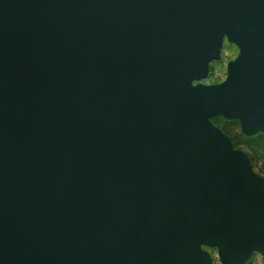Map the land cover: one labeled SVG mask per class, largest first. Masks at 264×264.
Instances as JSON below:
<instances>
[{
    "label": "water",
    "instance_id": "95a60500",
    "mask_svg": "<svg viewBox=\"0 0 264 264\" xmlns=\"http://www.w3.org/2000/svg\"><path fill=\"white\" fill-rule=\"evenodd\" d=\"M216 117L264 134V0H0V264L264 256V176Z\"/></svg>",
    "mask_w": 264,
    "mask_h": 264
},
{
    "label": "trees",
    "instance_id": "16d2710c",
    "mask_svg": "<svg viewBox=\"0 0 264 264\" xmlns=\"http://www.w3.org/2000/svg\"><path fill=\"white\" fill-rule=\"evenodd\" d=\"M212 71V70H211ZM213 72H211L208 82L213 81ZM213 122L219 126L231 139L235 148L243 150L249 157L253 170L264 176V145L259 144V140L264 141V134H259L253 137H246L242 134L240 123L236 120L227 121L222 117L213 118Z\"/></svg>",
    "mask_w": 264,
    "mask_h": 264
},
{
    "label": "rangeland",
    "instance_id": "374dc122",
    "mask_svg": "<svg viewBox=\"0 0 264 264\" xmlns=\"http://www.w3.org/2000/svg\"><path fill=\"white\" fill-rule=\"evenodd\" d=\"M235 52L236 51H235L234 47H230V45H228V44L225 46L224 54L228 57L227 59H229L231 57V55H233V54L235 55ZM211 72L214 73L213 74V81L218 82L224 77V75H226L227 65H225V62L215 63L212 66ZM205 82L206 83H212V82H208V81H205ZM257 142H258V145L259 144L264 145L263 140H259ZM209 251L214 258L215 264H221L219 261L217 250H209ZM249 264H264V256H262L260 254H255Z\"/></svg>",
    "mask_w": 264,
    "mask_h": 264
},
{
    "label": "flooded vegetation",
    "instance_id": "af4514ba",
    "mask_svg": "<svg viewBox=\"0 0 264 264\" xmlns=\"http://www.w3.org/2000/svg\"><path fill=\"white\" fill-rule=\"evenodd\" d=\"M230 45V47H234L235 48V55L233 54V55H231V57L229 58V59H227L228 57L224 54V49H225V46L226 45ZM237 54H238V49L234 46V45H232V44H229L227 41H225V43H224V46H223V51H222V59L219 61V62H214V64L215 63H221V62H225V65H228V62L230 61V60H232V59H235L236 57H237ZM213 64V63H212ZM213 64V65H214ZM212 65V66H213ZM212 69V68H211ZM226 78V75H224V77L220 80V81H218V82H213V83H220V82H222V81H224V79ZM228 121V120H227ZM232 121V120H231ZM240 128H241V126H240ZM259 135V134H258Z\"/></svg>",
    "mask_w": 264,
    "mask_h": 264
}]
</instances>
